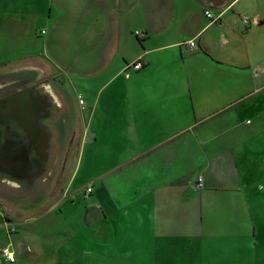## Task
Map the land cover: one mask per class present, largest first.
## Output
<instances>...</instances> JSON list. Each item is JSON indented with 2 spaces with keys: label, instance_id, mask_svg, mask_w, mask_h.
<instances>
[{
  "label": "crops",
  "instance_id": "obj_1",
  "mask_svg": "<svg viewBox=\"0 0 264 264\" xmlns=\"http://www.w3.org/2000/svg\"><path fill=\"white\" fill-rule=\"evenodd\" d=\"M114 1L44 0L55 17L65 10L77 26L72 35L65 25L54 33L53 53L61 61L75 56L74 44L57 41L77 40L82 18L95 24L101 13L87 18L83 10L111 9ZM146 1L120 0L121 9L137 4L141 21L124 29L136 11L120 16L117 34L111 17L101 20L106 27L99 42L80 52L89 62L69 69L79 78L73 93L38 80L13 93L22 94L27 126L38 110L40 135L8 150L13 157L0 164V185L32 192L39 180L41 186L56 180L60 190L86 185L83 194L91 186L90 215L106 218L123 240L136 234L144 243L170 233L179 210L187 217L198 203L199 213L208 211L202 200L210 192L237 188V217L251 224L246 229L237 221V235L248 241L264 226V195L258 196L264 181V0L246 2V8L239 6L244 0H153V12ZM243 17H250L249 25ZM139 60L143 67L136 71L131 64ZM74 135L79 148L71 170L57 175L62 139ZM18 136L25 138L21 131ZM2 143L0 133V152L7 153ZM0 214L1 249L9 231L1 208Z\"/></svg>",
  "mask_w": 264,
  "mask_h": 264
},
{
  "label": "rangeland",
  "instance_id": "obj_2",
  "mask_svg": "<svg viewBox=\"0 0 264 264\" xmlns=\"http://www.w3.org/2000/svg\"><path fill=\"white\" fill-rule=\"evenodd\" d=\"M43 1L0 0L1 97L11 96L19 87L36 80L51 83L58 91L65 89L67 93H73L79 78H73L69 69L75 62L76 65L83 60L89 62V58L81 56L80 52L89 51L91 45L99 42L106 27L101 20L111 17L114 34H117V19L131 15L137 6L130 3L121 9L120 0H115L111 9L83 10L87 11V18L101 11L100 18L91 25L92 18H82L84 25L77 40L71 43L63 39L57 41L60 47L74 44L75 56L61 61L60 54L55 55L52 51L54 33L65 25L72 35L77 26L72 20L65 19V10L55 17L54 8L44 7ZM246 2L252 0H244L239 6L246 8ZM154 4L153 0L146 1L147 11L153 12ZM130 20L124 29L141 21V11L131 15ZM75 113L82 114L78 109ZM10 126L13 127L14 122ZM62 143L57 175L71 170L79 148V137L68 136L62 139ZM3 151L6 150L3 148ZM7 162L6 153L0 152V164ZM40 183L41 180L39 185H33L32 192L0 185V208L5 212L7 223L14 227V232L8 230V242L0 249V264H9L2 254L8 246L16 256L13 264H264V226L255 227L248 241L237 235V221L242 227L251 229L247 218L237 217V192H233L237 188H231L225 195L220 194L223 193L220 190L210 192L202 200L204 207L209 206L208 211L199 213L198 203L188 211L189 217L179 210V216L172 219L170 233L162 234L156 243H144L135 239L136 234L133 239L123 240V234L114 232L106 218L91 216L89 206L93 201L81 193L86 185L73 187L68 184L60 190L56 180L48 181L44 186ZM198 184L197 180V187ZM258 188L261 197L264 195V181Z\"/></svg>",
  "mask_w": 264,
  "mask_h": 264
},
{
  "label": "water",
  "instance_id": "obj_3",
  "mask_svg": "<svg viewBox=\"0 0 264 264\" xmlns=\"http://www.w3.org/2000/svg\"><path fill=\"white\" fill-rule=\"evenodd\" d=\"M22 94H14L11 96H8L2 100H0V117L3 119H7L10 122H14V126L12 127L14 129V133L16 132V137L14 135V138L12 140H9L8 145L10 146L9 149H12L11 147H14L16 144L23 143L25 140H27L28 144H32L33 141V136L32 134L34 133V141L38 137V134L40 135V130L37 126V112L38 110H35L34 113V121L31 122L33 125H26L27 121L24 120L22 116H24V108L22 109L20 107V98ZM18 128H16V126ZM23 132L25 135V138H21L19 135V131ZM7 129H3L0 127V133L3 135V143L2 147L4 148V145L7 143L5 132ZM17 139V140H16ZM1 147V145H0Z\"/></svg>",
  "mask_w": 264,
  "mask_h": 264
},
{
  "label": "built area",
  "instance_id": "obj_4",
  "mask_svg": "<svg viewBox=\"0 0 264 264\" xmlns=\"http://www.w3.org/2000/svg\"><path fill=\"white\" fill-rule=\"evenodd\" d=\"M205 14H206V16L208 18L214 19V16H213V14L211 12L208 11ZM242 21H243V23L245 25H249L250 24V19L247 18V17H243ZM43 33H45V32H43ZM135 35L137 37H141V38L143 37V34L141 32H136ZM188 46L190 48H195L196 47V43L194 41H190V42H188ZM131 67L134 70L138 71V70H140L143 67V63L140 60L136 61V62L131 64ZM78 103H79V105L83 106L85 104V101H84V99L82 97H79ZM198 182H199L198 186L201 187L202 186V178L201 177L198 178ZM92 193H93V188L91 186L86 187L85 193H84L85 197L89 198ZM8 230L10 232H14V227L8 224ZM2 254H3V256L5 257L6 261L9 264L15 263L16 256H15L14 252L11 251L9 246L2 250Z\"/></svg>",
  "mask_w": 264,
  "mask_h": 264
},
{
  "label": "flooded vegetation",
  "instance_id": "obj_5",
  "mask_svg": "<svg viewBox=\"0 0 264 264\" xmlns=\"http://www.w3.org/2000/svg\"><path fill=\"white\" fill-rule=\"evenodd\" d=\"M11 95H13V94H11ZM6 97H8V96H5V98ZM10 121H8L7 119H3L2 117H0V127L1 128H3L4 130L5 129H7L6 131H4L5 132V136H6V140H7V143L4 145V149L6 150V156H7V158H9V157H13V153H9L8 152V150H9V145H8V143H9V140H12L13 138H14V129L10 126ZM5 124H6V126H5ZM34 162H37V160L36 161H34Z\"/></svg>",
  "mask_w": 264,
  "mask_h": 264
}]
</instances>
